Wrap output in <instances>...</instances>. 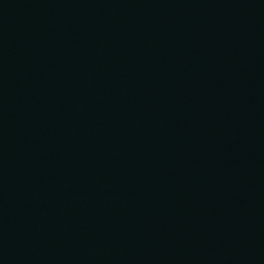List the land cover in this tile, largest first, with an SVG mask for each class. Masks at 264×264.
Masks as SVG:
<instances>
[{"label":"water","instance_id":"obj_1","mask_svg":"<svg viewBox=\"0 0 264 264\" xmlns=\"http://www.w3.org/2000/svg\"><path fill=\"white\" fill-rule=\"evenodd\" d=\"M0 264H264V0H0Z\"/></svg>","mask_w":264,"mask_h":264}]
</instances>
